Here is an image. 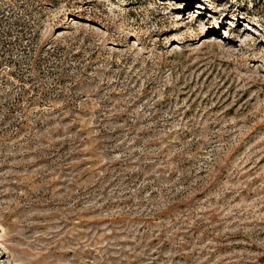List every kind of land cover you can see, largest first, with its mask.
Segmentation results:
<instances>
[{"label":"rangeland","instance_id":"obj_1","mask_svg":"<svg viewBox=\"0 0 264 264\" xmlns=\"http://www.w3.org/2000/svg\"><path fill=\"white\" fill-rule=\"evenodd\" d=\"M0 264H264V0H0Z\"/></svg>","mask_w":264,"mask_h":264}]
</instances>
